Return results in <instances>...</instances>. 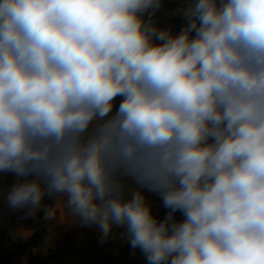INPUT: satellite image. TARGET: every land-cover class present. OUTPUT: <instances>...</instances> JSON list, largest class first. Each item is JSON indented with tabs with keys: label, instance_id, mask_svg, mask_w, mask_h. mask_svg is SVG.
Instances as JSON below:
<instances>
[{
	"label": "clouds",
	"instance_id": "9594fccd",
	"mask_svg": "<svg viewBox=\"0 0 264 264\" xmlns=\"http://www.w3.org/2000/svg\"><path fill=\"white\" fill-rule=\"evenodd\" d=\"M164 2L0 0V199L146 264H264V0H179L178 31Z\"/></svg>",
	"mask_w": 264,
	"mask_h": 264
},
{
	"label": "crops",
	"instance_id": "0c3cea01",
	"mask_svg": "<svg viewBox=\"0 0 264 264\" xmlns=\"http://www.w3.org/2000/svg\"><path fill=\"white\" fill-rule=\"evenodd\" d=\"M0 203V260L11 257L13 264H30V251L41 264H119V255L111 261L105 259V253L103 260L98 258L102 246L96 229L77 226L62 201H46L56 209L55 217L49 221L42 219V212L36 218L22 219V212H10L2 199ZM33 237L36 241L30 245Z\"/></svg>",
	"mask_w": 264,
	"mask_h": 264
},
{
	"label": "rangeland",
	"instance_id": "374dc122",
	"mask_svg": "<svg viewBox=\"0 0 264 264\" xmlns=\"http://www.w3.org/2000/svg\"><path fill=\"white\" fill-rule=\"evenodd\" d=\"M180 7L179 0H165L163 7L157 12L158 23L161 25L171 24L174 25V18H183L176 10ZM175 29H178L175 26ZM13 178L11 175L7 177V180ZM6 180V183H7ZM150 198H157L155 194H149ZM6 205V204H5ZM1 206V203H0ZM177 218H180V213H177ZM120 229L114 230L112 236L106 243L102 244V249L98 250V258L103 260V254H107L108 261H111L115 256L119 255L117 260L119 264H146L145 258L139 250H133L129 247L128 243L120 237ZM98 240V234L96 235ZM100 244V243H99Z\"/></svg>",
	"mask_w": 264,
	"mask_h": 264
},
{
	"label": "trees",
	"instance_id": "16d2710c",
	"mask_svg": "<svg viewBox=\"0 0 264 264\" xmlns=\"http://www.w3.org/2000/svg\"><path fill=\"white\" fill-rule=\"evenodd\" d=\"M173 23L175 24L176 28L179 30L180 27H182L184 20L183 18H174ZM35 241H36V237H33L30 245H33ZM27 255H28L30 264H41L40 261L36 259L30 251L27 252ZM0 264H13V259L11 257L2 259L0 260Z\"/></svg>",
	"mask_w": 264,
	"mask_h": 264
},
{
	"label": "built area",
	"instance_id": "2783aa9c",
	"mask_svg": "<svg viewBox=\"0 0 264 264\" xmlns=\"http://www.w3.org/2000/svg\"><path fill=\"white\" fill-rule=\"evenodd\" d=\"M150 198V197H149ZM153 202V205H154V211L158 212L159 215L161 217H163V215L165 214V212L167 211L166 209L163 208L162 206V202L159 200V198H150ZM48 264H51V262H49ZM135 264H139V263H135Z\"/></svg>",
	"mask_w": 264,
	"mask_h": 264
}]
</instances>
